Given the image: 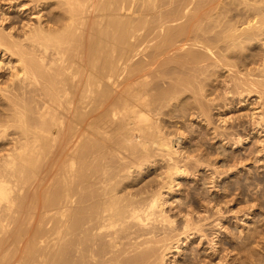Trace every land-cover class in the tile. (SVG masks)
<instances>
[{"label": "bare ground", "instance_id": "obj_1", "mask_svg": "<svg viewBox=\"0 0 264 264\" xmlns=\"http://www.w3.org/2000/svg\"><path fill=\"white\" fill-rule=\"evenodd\" d=\"M252 96L260 136L264 0H0V264H264L258 229L217 242L220 199L179 193L214 167L189 123L242 146Z\"/></svg>", "mask_w": 264, "mask_h": 264}, {"label": "rangeland", "instance_id": "obj_2", "mask_svg": "<svg viewBox=\"0 0 264 264\" xmlns=\"http://www.w3.org/2000/svg\"><path fill=\"white\" fill-rule=\"evenodd\" d=\"M255 99V100H254ZM253 102V103H252ZM248 103L249 104H247L246 103V105L242 108L240 105H239V107L237 106L233 111H232V113L231 114H229V116H233V115H235V116H233V117H235L234 118V122H231V123H234V125H236V127L234 128V130H232L231 129V131H233L234 133H248L249 132V138H248V140L245 142V143H243L242 144V146L240 145V146H238V144H236L237 146H236V148H235V146H232V145H229L230 144V142H228L226 145H223L224 143H226V141L224 142V143H220L219 142V140L218 139H216V140H213V139H211V137L210 136H207V135H205V133H207V131H206V128H205V125L207 124L205 121L201 124V123H198L197 121H193L191 124L193 125H191L190 126V123H189V125H188V123H187V130L189 131H187L188 132V134H189V136H190V138H189V140L188 141H191V144H193L194 146L196 145V144H198L197 142H200V144H202V147L205 149L206 148V152L208 153H210V158H209V160L208 161H210V163H211V165L213 166L214 165V167L213 168H211V169H209V170H205V169H199V171L198 172H196V173H193L194 175H192L191 177H189L188 179H186L185 181H186V183H187V185L183 188V186L181 187V189H180V194H181V197L182 198H184L185 200L186 199H188V189L190 190L191 188H192V192H196V193H200L199 194V196H197V198L199 197L200 198V195H201V198H202V200L204 199V198H209V197H211V193H212V195H215V197H216V199L217 200H219V204H221V206H223V207H221V209H222V213H219L216 217L214 216L215 214H214V211L212 210V209H210L209 210V212H207V214L205 213V212H203L202 211V208L200 207L199 208V210L200 211H202V214L203 215H212V213L214 214L210 219H217L219 216V220H220V223H222L221 224V226H223L224 228H222V230H221V227L219 228V227H217L218 228V230L217 231H219L220 232V234H221V236H219V240L217 241V242H220L221 240H225V241H223V242H226V241H228V239L230 240V237H231V234H232V238H234L233 240H234V242L235 243H239V241H242V237L245 235V234H247V233H251V231H253L254 229L255 230H257V231H259L260 233H262V238L264 237V143L262 144V143H260L259 142V140H263L264 141V133H262V134H259L260 136H256L255 134H254V132L253 131H250L251 129H250V127H252V126H249V119L247 118H241V120L242 119H244V120H242V121H240L239 119L237 120V116L239 117V115L241 116V115H243V112H245L246 111V113H249L257 104V102H256V96H252L249 100H248ZM248 105V106H247ZM258 106V105H257ZM242 108V109H241ZM213 112H215L213 115H212V119H211V124H209V126L207 127V129L208 128H210V131L211 132H213L214 130L213 129H215L216 127H217V125H218V130H221V129H219V127L222 125V127L223 126H225L224 124H220V116H219V114L217 113L218 111L216 110V109H214L213 110ZM212 112V113H213ZM235 112V113H234ZM237 114V115H236ZM239 114V115H238ZM250 114V113H249ZM215 115V116H214ZM244 116V115H243ZM228 117V116H227ZM214 120V121H213ZM237 121H240L241 122V124L242 125H240L239 124V122H237ZM247 121H248V123H247ZM213 122V123H212ZM238 124H237V123ZM231 123H228L229 125L231 124ZM236 123V124H235ZM243 123H245V124H243ZM201 124V125H200ZM228 124H227V128L228 129H230V127L228 126ZM232 125V124H231ZM238 125V126H237ZM240 125V126H239ZM244 125V126H243ZM246 125V126H245ZM197 127H199V128H197ZM201 127H203V128H201ZM226 127V126H225ZM245 128V130H244V128ZM193 128V129H192ZM216 128V129H217ZM238 128V130H239V128H240V130L239 131H235V129H237ZM192 129V130H191ZM196 129V130H195ZM204 129V130H203ZM241 129H242V131H241ZM196 132H194V131ZM247 130V131H246ZM249 130V131H248ZM192 131V132H191ZM197 131H200V132H197ZM222 131V130H221ZM220 131V132H221ZM243 131H245V132H243ZM194 132V133H193ZM251 132V133H250ZM199 133V134H198ZM201 133V134H200ZM230 133H232V132H230ZM241 133V134H242ZM196 134H198V135H200V136H198V135H196ZM194 135V136H193ZM196 135V136H195ZM245 135V134H244ZM204 136V137H203ZM206 136V137H205ZM255 136V137H254ZM193 137V138H192ZM257 137V138H256ZM207 138V139H206ZM197 139H199V140H197ZM201 139H203V141L201 140ZM197 141V142H196ZM215 141V142H214ZM256 141V142H255ZM232 143V142H231ZM259 143V144H258ZM211 144V145H210ZM259 145L258 146V148H257V145ZM221 145H223V147L221 146ZM253 145H256V146H253ZM263 145V146H262ZM186 146H188V145H184V147H186ZM250 147H252V148H250ZM260 147H261V150H262V152L260 153L259 152V150H260ZM208 148V149H207ZM218 148V149H217ZM225 148V149H224ZM222 149V150H221ZM253 149V150H252ZM256 149V150H255ZM211 151V152H210ZM226 151H228V152H226ZM257 151V152H256ZM219 152H221L222 153V156H221V153H219ZM245 152V153H244ZM213 153V154H212ZM215 153V154H214ZM217 153H219V154H217ZM225 155H224V154ZM228 153V154H227ZM232 153V154H231ZM234 153V154H233ZM258 153V154H257ZM260 153V154H259ZM218 155V156H217ZM219 155H220V157L222 158H220L219 157ZM215 158H214V157ZM227 156H228V158H227ZM230 156V157H229ZM242 156V157H241ZM212 157L214 158V159H212ZM225 157V158H224ZM240 157H241V159H240ZM216 158H217V160H216ZM224 158V159H223ZM227 158V159H226ZM235 159H236V161H235ZM246 159V160H245ZM248 159V160H247ZM229 160V161H228ZM245 160V161H244ZM216 161V162H215ZM224 161H226V162H224ZM238 161V163H236ZM240 161H241V163H240ZM223 162L226 164V167H225V165L221 168L220 166H221V164H223ZM235 163L234 165L232 164V163ZM241 164L240 166L239 165H237V164ZM246 164V165H244V164ZM249 163V164H248ZM258 163V164H257ZM229 164L230 165H232L231 167H227V165L229 166ZM218 165H220V166H218ZM236 165H237V167H236ZM245 167H244V166ZM215 166H217V167H215ZM220 167V168H219ZM235 167V168H234ZM243 167V168H242ZM257 167V168H256ZM225 168V169H224ZM229 168H231V169H233V170H230ZM238 168V169H237ZM226 169H227V171H226ZM258 169V170H257ZM217 170V173L216 174H218L219 175V171L220 172H222V174H224V171H225V174L224 175H222L221 176V178H220V180L218 179V182H217V191H215V190H211V192H210V194L209 193H207L208 192V190L206 189V188H203V187H201V182L203 183V180H206V179H208L209 178V176L212 174V173H215V171ZM228 170H230L231 172L229 173V171ZM236 170H237V172H236ZM212 173H211V172ZM204 172H206V173H204ZM226 172H228V174L226 173ZM202 173V174H201ZM206 174V175H205ZM205 175V176H204ZM207 176V177H206ZM224 176V177H223ZM227 176V177H226ZM206 177V178H205ZM233 177V178H232ZM151 178V177H150ZM209 180V179H208ZM207 180V181H208ZM184 181V180H183ZM248 181V182H247ZM231 182H233V183H231ZM247 182V183H246ZM254 182V183H253ZM262 182V183H261ZM241 183V184H240ZM249 183V184H248ZM190 184V185H189ZM201 184V185H200ZM223 185V186H222ZM233 186V188H234V190L233 191H228V190H226V187L227 186ZM248 185V186H247ZM254 185V186H253ZM190 186H192L191 188H188V187H190ZM201 188H200V187ZM226 186V187H225ZM241 186V188H239ZM224 187H225V189H224ZM238 187V188H237ZM243 187H245V188H243ZM251 187V188H250ZM176 188H178V187H176ZM224 190H223V189ZM197 189V190H196ZM201 189V190H200ZM203 189V190H202ZM237 189V190H236ZM239 189V190H238ZM243 189V190H242ZM205 190H206V192H205ZM222 190V191H221ZM241 190V191H240ZM201 191V192H200ZM236 191V192H235ZM184 192V193H183ZM220 192V193H219ZM238 192V193H237ZM202 193V194H201ZM205 193V194H204ZM227 193H230V194H227ZM182 194H184V195H182ZM185 194H187V195H185ZM207 194V196L205 197V195ZM233 194H237L236 195V197L234 198V195ZM226 195H227V197H226ZM187 196V197H186ZM220 196V197H219ZM231 197V198H230ZM207 198V199H208ZM225 198H227L226 200H225ZM255 198V199H254ZM223 200L225 201L224 203H223ZM234 200V201H233ZM257 201V202H256ZM229 203V204H228ZM234 203V204H233ZM197 206L199 207V205H198V201H197ZM222 204H224V205H222ZM227 205V206H226ZM229 205V206H228ZM233 205V206H232ZM242 207H241V206ZM253 205H255V206H253ZM232 206V207H231ZM251 206H253V209H251L252 207ZM230 207V208H229ZM250 207V208H249ZM226 208V209H225ZM236 208V209H235ZM248 209H251L252 210V214L250 215L253 219H251V220H247L246 222H247V224L246 225H244V226H242V225H240L241 224V222L240 221H243L244 219H245V217L243 216L244 215V213L246 214V211L248 210ZM229 210V211H228ZM236 210V211H235ZM238 210H240V211H238ZM176 211V210H175ZM232 211H234V212H232ZM211 212V213H210ZM232 212V213H231ZM248 212V211H247ZM208 213H210V214H208ZM237 213V214H236ZM226 214H229V216L227 215L226 216ZM231 214V215H230ZM222 215H223V218H221L222 217ZM225 215V216H224ZM238 215H240V216H238ZM226 217V218H225ZM238 219V220H237ZM223 220V221H222ZM210 221V222H209ZM254 221H255V223H254ZM208 222V223H207ZM206 223L207 224H209L210 223V225H208V227H211V223H212V220H208ZM239 222V223H238ZM230 223V224H229ZM259 224V225H258ZM225 225V226H224ZM249 226V227H248ZM225 227L227 228L226 230H228V232L230 233V237H227V238H224L225 237V234L226 233H224V229H225ZM254 228V229H253ZM260 229V230H259ZM225 230V231H226ZM223 231V232H222ZM243 233H241V232ZM255 232V231H254ZM224 235V236H223ZM223 237V238H222ZM241 238V239H240ZM260 238H261V236H260ZM237 240V241H236ZM258 240H259V238H258ZM263 240H264V238H263ZM262 240V242H264ZM197 245H198V243L196 244V243H194V244H192L191 245V248H197ZM218 245H220V244H218ZM237 245H239V244H237ZM205 247H207V244H205L204 245V248ZM220 247V246H219ZM222 247V246H221ZM254 247V246H253ZM201 251H203V250H201ZM187 252H190V250H187ZM262 252V254L264 255V251L262 250L261 251Z\"/></svg>", "mask_w": 264, "mask_h": 264}]
</instances>
